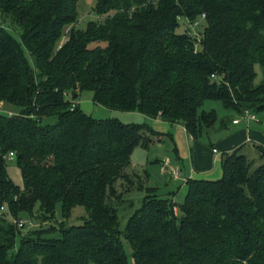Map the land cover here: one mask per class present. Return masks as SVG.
<instances>
[{"label":"trees","instance_id":"obj_1","mask_svg":"<svg viewBox=\"0 0 264 264\" xmlns=\"http://www.w3.org/2000/svg\"><path fill=\"white\" fill-rule=\"evenodd\" d=\"M80 2L0 0V104L16 110L0 115V264H128L121 237L133 264H264L260 148L256 159L241 149L223 155L222 177L187 180L176 204L146 187V175L128 174L137 147L171 134L95 119L75 104L90 91L95 105L180 126L194 140L218 122L205 102L264 113V0H97L98 20L85 30ZM199 19L202 36H192ZM10 153L22 189L8 176ZM118 183L144 193L123 233L112 205L122 200ZM57 207V231L21 237L12 223L35 209L53 219ZM76 207L87 217L64 226Z\"/></svg>","mask_w":264,"mask_h":264},{"label":"rangeland","instance_id":"obj_2","mask_svg":"<svg viewBox=\"0 0 264 264\" xmlns=\"http://www.w3.org/2000/svg\"><path fill=\"white\" fill-rule=\"evenodd\" d=\"M96 3L97 0H81V2L79 3L77 14L79 20V27L81 30H85L89 22L98 20V17L93 11L94 8L96 7ZM198 22H199L198 29L193 28L192 30H196L195 31L196 34L201 37L202 28L204 27L205 23L201 19H199ZM188 27L189 26L187 25V22L185 20H180L179 27L176 29V33L183 34L185 32V29ZM13 35L16 39H18L17 34L14 33ZM64 40L65 39L62 38V42ZM255 72L257 74L255 82L256 84H258L261 81H263V76L259 66H256ZM69 99L71 100L72 98L69 97ZM75 104H78L80 109L84 113L92 116L95 119L112 118V119H117L123 124H138V125L145 124L151 127L154 122L145 119L137 112L121 113V112L110 111L103 107L95 105L93 103V93L90 91H85L79 94V97L77 98V100H75ZM202 110L205 111L214 110L216 112L218 117V122L216 123V125H218L219 122H221L225 116L231 114V111L225 110L220 102H209V101L205 102L202 107ZM15 112L16 110L13 107L7 104H2V103L0 104V115L7 116L9 115V113L11 114ZM49 121L51 124L55 123V119H51ZM203 137H205V135ZM175 147L176 146H174V144L172 145L169 139H164L161 143H156L150 146L148 150L142 149L141 147H137L131 155L130 168H129L130 172H128V174L132 173L138 176L146 175L148 178L147 180L148 182L146 183L145 186L156 188L161 197H167L168 195L167 191L177 192V195L174 197L173 201L176 204H181L186 194V188L183 186L182 181H173L174 176L172 175V173L175 172L178 169V167L181 165V164H179V166L177 165V158L175 155L176 150L174 149ZM167 160H169L170 166L167 164L165 168H163L161 166V163L163 164ZM170 167H172V169H170ZM219 168H221L220 165ZM164 170L165 173L163 172ZM7 173L11 181L14 183V185L22 189L23 182H22L20 170L18 169V166L14 159L12 161L7 162ZM221 177H222V173L220 175V178ZM116 191L118 194H121L122 200L114 201L112 205L115 206L117 210V216L119 220V230L121 233H123L129 217L134 213L135 210L140 208L144 193H141L140 191L127 193L126 186L123 183L117 184ZM129 203H132V205L130 206ZM39 216L40 214L37 212V209H35L34 218H33V223L35 227L29 230L28 229L21 230L20 232L21 237L31 236L33 232H36L38 230H45L50 227H52L57 231L63 221L60 216L59 207H57L55 211V217L53 219H48L47 221H40ZM86 217L87 214L84 211V209L81 207H76L72 211L70 218L64 221L65 224L64 226L66 227L77 226L82 223V218H86ZM58 236H59L58 233H54L50 237H58ZM121 241L123 244L124 252L127 256L128 264H133L132 250L129 244L123 239V237H121ZM17 245H18V241H17Z\"/></svg>","mask_w":264,"mask_h":264},{"label":"crops","instance_id":"obj_3","mask_svg":"<svg viewBox=\"0 0 264 264\" xmlns=\"http://www.w3.org/2000/svg\"><path fill=\"white\" fill-rule=\"evenodd\" d=\"M255 116V121L247 122L242 120L240 115L229 114L199 140L192 139L180 126L171 127L160 120H155L153 130L164 135L171 134L170 142L176 146L174 149L177 165H181L177 169L179 175L177 178L174 177L173 181H182L184 187L187 180L214 181L220 178L222 173L219 165L221 166L223 155L241 149L249 158L256 159L259 155L258 148L264 153V113ZM234 121L239 123L233 124ZM213 149L218 151V157L213 154ZM167 164H170L169 160L161 163V166L165 168ZM163 172L165 173V170ZM167 192L173 194L171 196L174 200L177 192Z\"/></svg>","mask_w":264,"mask_h":264},{"label":"built area","instance_id":"obj_4","mask_svg":"<svg viewBox=\"0 0 264 264\" xmlns=\"http://www.w3.org/2000/svg\"><path fill=\"white\" fill-rule=\"evenodd\" d=\"M198 27V24L195 23L193 25L190 26V35L192 36H197L195 30H192L193 28ZM242 120L245 121H255L256 120V116L253 115L252 113H250L249 111H244L243 115L241 116ZM239 121H234L233 124H238ZM213 154L215 155V157H218L219 153L216 149H213ZM14 159V154L10 153L7 157L8 161H12ZM172 175L177 178L179 175L178 170H176L175 172L172 173ZM12 223L17 227V229L19 230H24V229H33L35 227L34 223H33V219H25V220H12Z\"/></svg>","mask_w":264,"mask_h":264}]
</instances>
